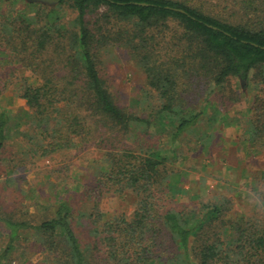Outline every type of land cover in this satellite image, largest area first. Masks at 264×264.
<instances>
[{"label": "trees", "instance_id": "16d2710c", "mask_svg": "<svg viewBox=\"0 0 264 264\" xmlns=\"http://www.w3.org/2000/svg\"><path fill=\"white\" fill-rule=\"evenodd\" d=\"M56 1L59 9L43 21L39 11L30 15L0 0V67L14 69L0 78V94L21 68L40 79L37 85L24 79L18 91L28 110L27 131H18L15 117L0 106V168L14 133L25 141L16 153L21 160L28 153L51 158L98 138L102 146V128L137 146L106 152L93 189L80 194L75 181L39 218L20 207L0 210V234L6 237L0 264H11L8 257L24 236L40 250L42 264H264V190L256 192L262 212L252 216L235 211L233 199L221 194L192 195L195 204H178L169 194L177 191L172 181L179 173L162 154L176 153L184 135L198 137L201 150L210 151L215 124L240 101L247 82L264 92V20L227 22L181 0ZM63 5L76 13L68 25L61 24ZM115 45L126 49L156 93L159 104L152 111L146 106L150 96L136 100L142 108L133 113L108 90L96 53ZM211 103L210 121L205 116ZM254 108L246 133L260 154L264 99ZM167 132L168 148L148 143ZM64 168L50 173L65 171L68 184ZM125 190L137 196L132 215L103 220L99 199ZM85 198L89 206L83 211L77 203Z\"/></svg>", "mask_w": 264, "mask_h": 264}, {"label": "rangeland", "instance_id": "374dc122", "mask_svg": "<svg viewBox=\"0 0 264 264\" xmlns=\"http://www.w3.org/2000/svg\"><path fill=\"white\" fill-rule=\"evenodd\" d=\"M181 1L227 22L244 23L250 20L251 23L257 24L264 20V0ZM10 2L9 4L16 8L27 10L30 15L39 11L45 16L51 9H59L56 0H10ZM29 5L34 8L31 9ZM60 10L61 24L68 25L75 19L76 13L69 6L63 5ZM40 18L45 21L46 16ZM56 19L57 17L53 16L50 21L54 22ZM96 55L100 73L118 104L126 107L130 112L138 113L142 105H138L136 100H142V96L147 95L151 97L149 105L146 104L148 110L152 111L158 106L156 93L149 89L144 76L124 47L120 45L102 47ZM13 72L11 65L0 67V78H6ZM19 76L22 79L15 82ZM24 79L28 84L40 83V79L33 76L29 70L21 68L10 78L11 83L0 94V106L9 110L15 117V127L22 132L29 129L24 123L26 121L24 113H28L27 107L18 97ZM261 89V86L251 81L247 82L240 101L221 118L223 121L215 124V137L211 139L210 151L201 150L200 143L196 144L199 142V140L196 142L198 137L189 135V140H186L187 137L184 135L182 146L176 153L168 150L162 153L172 162H169V165H174V171L179 173L172 181L177 191L171 192L169 199L178 204L193 205L197 201L192 195L208 199L221 194L233 199L235 211L242 215L252 216L262 212L256 192L264 190V151L260 154L254 153L249 146V135L246 133L250 126L249 122L255 118L254 105L260 104L264 99V92ZM259 99L261 100L258 101ZM214 104L211 103L205 116L210 121V118L214 117L212 114L215 109ZM101 133L102 146H100L101 138H98L100 140L95 143L80 144L76 149L60 151L51 158L33 159V155L28 153L22 160L16 156V153L20 152L19 146H24L25 141L18 137V133H14L15 140L7 144L0 168V210L10 213L20 207L33 218H39L52 198L61 193L67 195L75 181L80 194L84 189H93L100 168L103 170L106 167V163H103V155L106 152L137 146V144L132 145L136 142H130L122 135L109 132L105 128L101 129ZM145 140L139 143L144 145ZM148 143L156 144L154 147L157 149L168 148L169 132L151 138ZM19 160H21L19 166L15 164L13 167V161ZM66 165L71 178L68 184H66L65 171L50 173L54 169L65 170ZM102 196L98 206L103 220L121 214L130 217L134 212L137 196L131 190ZM83 199L84 197H81L79 201ZM77 206L84 211L88 208L89 202L85 198L83 204L77 203ZM85 232L86 229L81 231L82 236ZM24 237L16 244L11 256L8 257L10 260L8 263L42 264L40 250L31 244L28 236ZM5 246L6 237L0 234V248Z\"/></svg>", "mask_w": 264, "mask_h": 264}]
</instances>
